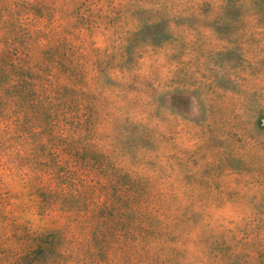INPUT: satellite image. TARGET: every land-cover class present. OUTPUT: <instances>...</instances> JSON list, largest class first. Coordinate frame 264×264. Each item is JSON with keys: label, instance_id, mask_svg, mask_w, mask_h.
Returning <instances> with one entry per match:
<instances>
[{"label": "rangeland", "instance_id": "1", "mask_svg": "<svg viewBox=\"0 0 264 264\" xmlns=\"http://www.w3.org/2000/svg\"><path fill=\"white\" fill-rule=\"evenodd\" d=\"M0 264H264V0H0Z\"/></svg>", "mask_w": 264, "mask_h": 264}]
</instances>
